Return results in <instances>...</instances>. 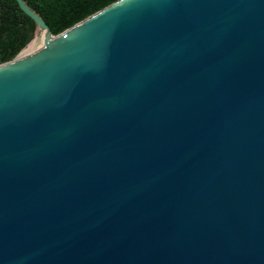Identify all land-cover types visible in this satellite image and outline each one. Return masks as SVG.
<instances>
[{"label": "water", "instance_id": "95a60500", "mask_svg": "<svg viewBox=\"0 0 264 264\" xmlns=\"http://www.w3.org/2000/svg\"><path fill=\"white\" fill-rule=\"evenodd\" d=\"M60 34L0 64V264H264V0Z\"/></svg>", "mask_w": 264, "mask_h": 264}, {"label": "trees", "instance_id": "16d2710c", "mask_svg": "<svg viewBox=\"0 0 264 264\" xmlns=\"http://www.w3.org/2000/svg\"><path fill=\"white\" fill-rule=\"evenodd\" d=\"M52 35L72 27L117 0H23ZM34 23L15 0H0V64L13 59L32 38Z\"/></svg>", "mask_w": 264, "mask_h": 264}, {"label": "bare ground", "instance_id": "6f19581e", "mask_svg": "<svg viewBox=\"0 0 264 264\" xmlns=\"http://www.w3.org/2000/svg\"><path fill=\"white\" fill-rule=\"evenodd\" d=\"M40 32V35L36 36L35 38H33L31 41H29L27 43V45L20 51L21 54L15 58V61L20 59L21 57L63 37V35L65 34H60V35H57V36H49L46 34L45 31H42V30H38ZM36 39H38V42H36Z\"/></svg>", "mask_w": 264, "mask_h": 264}, {"label": "rangeland", "instance_id": "374dc122", "mask_svg": "<svg viewBox=\"0 0 264 264\" xmlns=\"http://www.w3.org/2000/svg\"><path fill=\"white\" fill-rule=\"evenodd\" d=\"M77 24V23H76ZM35 25V24H34ZM63 32V31H62ZM60 34V33H59ZM40 35V32L38 31V29L36 28V26H34V31H33V35H32V38L29 40L31 41L33 38H35L36 36ZM58 35V34H57ZM55 36V35H54ZM21 54V52H19L17 54L16 57H18L19 55Z\"/></svg>", "mask_w": 264, "mask_h": 264}]
</instances>
